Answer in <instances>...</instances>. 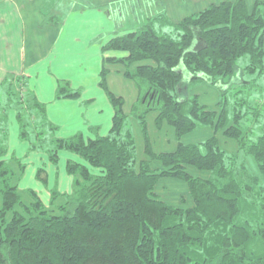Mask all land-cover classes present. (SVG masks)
Masks as SVG:
<instances>
[{
	"label": "trees",
	"instance_id": "1",
	"mask_svg": "<svg viewBox=\"0 0 264 264\" xmlns=\"http://www.w3.org/2000/svg\"><path fill=\"white\" fill-rule=\"evenodd\" d=\"M102 51L123 53L104 63L120 64L137 86L131 113L140 122L146 157L138 158L125 98L107 86L108 68L99 84L114 110L113 123L107 135L89 125L94 137H55L58 126L26 83L20 77L4 81L8 102L4 110L0 102V115L5 120L6 107L16 108L20 138L30 150L46 148L55 166L61 151L82 162H67L71 192L51 190L45 204L36 191L12 184L25 165L15 155L5 159L7 133L0 119V264H264V94L257 88L258 75L264 77V0L251 7L246 0L222 2L174 23L166 15L151 16ZM245 55L250 60L239 66ZM240 76L252 78L236 81ZM200 82L217 89L215 108L196 94L182 99L184 85ZM58 83L57 98L80 97L81 89ZM150 112H156L158 130H174L175 150L155 151L147 135ZM203 127L213 135L198 143L180 141ZM220 132L237 143L234 152L222 146ZM43 173L39 169L37 177L46 182ZM162 178L184 181L193 205L158 197Z\"/></svg>",
	"mask_w": 264,
	"mask_h": 264
},
{
	"label": "crops",
	"instance_id": "2",
	"mask_svg": "<svg viewBox=\"0 0 264 264\" xmlns=\"http://www.w3.org/2000/svg\"><path fill=\"white\" fill-rule=\"evenodd\" d=\"M232 1L235 0H0V98L7 99L2 88L4 81L20 77L26 89L46 105L49 120L58 126L57 136L66 138L82 132L94 137L88 131L89 125L99 126V133L107 135L114 110L99 84L101 71L108 68L107 86L115 95L131 93V87L120 64L104 63L106 57L123 56V53L103 52L102 47L118 35L137 30L151 16L166 15L174 23L211 5ZM246 1L252 6L258 0ZM127 8L132 11L126 12ZM175 9L179 16L171 13ZM62 80L68 81L73 89H81L80 97L57 98L58 82ZM131 98L130 106H133L139 98L136 85ZM125 101L124 109L128 105L126 98ZM125 112L132 114V107L130 112L126 109ZM16 115L17 110L13 108L9 116L12 130L18 127ZM135 123L132 118V126ZM11 138L13 144L9 142L5 159L15 155L25 165L20 182L30 162L36 165L31 169L36 180L39 169L49 172L48 187L39 181L42 188L33 183L36 187L33 190L45 204L50 203L54 187L58 186L60 193L71 192L73 176L68 174L66 165L69 160L79 161L75 154L59 152L63 164L59 167L50 162L46 153L30 150L29 142L21 140L19 132H14Z\"/></svg>",
	"mask_w": 264,
	"mask_h": 264
},
{
	"label": "rangeland",
	"instance_id": "3",
	"mask_svg": "<svg viewBox=\"0 0 264 264\" xmlns=\"http://www.w3.org/2000/svg\"><path fill=\"white\" fill-rule=\"evenodd\" d=\"M139 3H141V1H139ZM139 3H137V4H139ZM249 6L251 7V5H249ZM139 9H140V7L137 8L138 11H139ZM147 9H149V8L147 7ZM128 11H132V10L127 8L126 12H128ZM171 13L174 14V15L176 14L177 16L180 15L179 11L176 10V9L174 11H172ZM183 18L181 17L179 19L182 20ZM179 19L176 20L175 22L180 21ZM129 25H130V22L127 24L126 27H128ZM249 60H250L249 57L247 55H245L242 59H240L238 61V65L239 66H245V64ZM251 78L252 77H248V76H246V77L245 76H240V77H238V79L236 78V81L242 82L243 79L250 80ZM257 80H258L257 81V83H258L257 88L258 87L260 88L259 89L260 94L261 93L264 94V77H262V76L259 77V75H258ZM129 83H130L129 85L131 87L129 90H130L131 93H129V92L123 93L124 94L123 96L128 101V105L125 108L127 112H130V110H131L132 105L130 106V104H131L130 101L132 99L131 97H133V94L135 92L134 82L132 80H130ZM189 85H190L189 89H187L188 84L184 85L181 88V94L180 95H182V99L188 98L189 95L193 96V94H196V95H199L200 102L203 103L204 105H206V106H208L210 108H215L216 107V103L218 102V99H219V93H218L217 89L214 86H211V85H209L206 82H200V83H197L195 85H193V84H189ZM253 92H254V95L258 94L257 93L258 91H253ZM256 97H259V96H256ZM263 101H264V97H263ZM0 102L4 103L3 104V109H2V110H4L5 105H6V103L8 101L5 98H0ZM6 110H7V113H8L7 114V118L4 120V117L2 116L3 115L2 114V115H0V119H1V123L3 122L2 128H5L6 133H7L6 134L5 143L8 146L9 142H10V144H13L11 135L14 132H19V134H20L21 133V130H20L21 128H20V125L18 123V127H17L16 130H12L11 129L9 116H10V113H11L12 109H8L6 107ZM155 115H156V112H150L147 115V117H146V120H147V123H148L147 124V131H148L147 135H148V138H149L150 142L152 143L155 151L156 152H168V151L175 150L177 148L179 142H178V140L176 138L174 130L171 127H168V126L166 128H164L165 125L162 127L161 130H158L156 128V124H155ZM132 118H134L136 120V123L133 126H132ZM129 120H130L131 130H132V132L135 135V139H136V143H137V155H138V158L139 159H145V157H146V155H144L145 154L144 153L145 144L143 143L144 137L141 135V132H139V130H141L140 122L136 119L135 116H132V114H130ZM30 125L31 124L29 123L28 126L26 127V129H27L28 134L30 136H33L34 133H32V129L30 128ZM32 125H33V123H32ZM44 130H46V129H44ZM58 130L59 129H57V131L54 133L55 137H59V136H57ZM4 132L5 131H1L0 130V143H1V135L4 136ZM211 135H213V131L211 129H209V128H204L203 127L200 130H196L194 132H191V134L184 135L180 139V141L184 142L185 144L198 143V142H202L203 139H206L207 137H209ZM49 137H51L50 134H49ZM218 137H219V140H221V144H222V146L225 149H227L228 151H231V152L235 151V149L237 148V143L235 141H233L231 139H224V137H223L221 132L218 134ZM17 150H18V148H17ZM45 150H46V148H41V149H37L36 151H40V152L46 153ZM74 156L79 159L78 162H82V158L81 157H79L77 154H75ZM61 158H62V156H61ZM247 162H248L249 168L251 170H255L256 165H255L254 160L251 157H250V159H247ZM27 164H28L29 167H28L27 172L25 173L22 181L20 182V181L13 180L12 184L19 185V183H20L19 186H20V190L21 191H24L22 189H25V188H31L32 190L35 189L36 187H34L33 183H35L36 185L38 184V187L42 188V186L37 181H39L42 185L48 187L49 183L51 182V178H50L48 170H47L46 173H43L44 177H46L48 175L47 176L48 181L43 182L37 176H36L37 177V180H36L35 179V175L33 176V174L31 173V169H33V167L36 166L35 163L31 164L29 162ZM62 165H63L62 161L59 160L57 166L62 167ZM43 167H45V166H42L41 168H43ZM60 171H62V170H60ZM191 172L197 173V175H203L204 174V173H201V172L197 171L193 167L191 168ZM54 189H58V186L52 188V190H54ZM155 189H156V193H157L158 197L160 196V198L165 200L168 204H172V205L179 206V207H182V206L189 207V206L193 205V199H191L189 188H188L187 184L184 181H182V180L180 181V180H176V179H173V178H162L158 182V185L156 186ZM23 195H25L27 197L26 194H23ZM1 206H2V197L0 195V208H1Z\"/></svg>",
	"mask_w": 264,
	"mask_h": 264
}]
</instances>
